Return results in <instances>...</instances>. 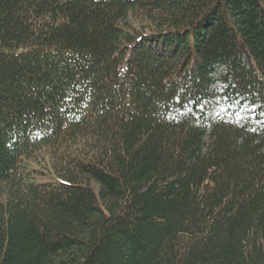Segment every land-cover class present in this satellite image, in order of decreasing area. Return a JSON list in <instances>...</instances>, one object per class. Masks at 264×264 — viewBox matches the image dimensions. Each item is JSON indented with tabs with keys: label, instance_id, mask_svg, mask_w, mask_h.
Masks as SVG:
<instances>
[{
	"label": "trees",
	"instance_id": "obj_1",
	"mask_svg": "<svg viewBox=\"0 0 264 264\" xmlns=\"http://www.w3.org/2000/svg\"><path fill=\"white\" fill-rule=\"evenodd\" d=\"M0 264H264V0H0Z\"/></svg>",
	"mask_w": 264,
	"mask_h": 264
},
{
	"label": "rangeland",
	"instance_id": "obj_2",
	"mask_svg": "<svg viewBox=\"0 0 264 264\" xmlns=\"http://www.w3.org/2000/svg\"><path fill=\"white\" fill-rule=\"evenodd\" d=\"M209 116L211 118L220 117L229 120L237 126H243L251 121L252 113L246 106L235 107L226 106L218 98H213L208 102ZM33 161V158L30 160Z\"/></svg>",
	"mask_w": 264,
	"mask_h": 264
}]
</instances>
